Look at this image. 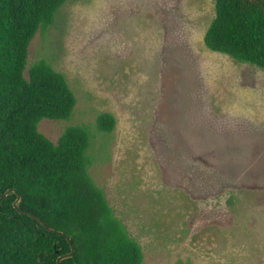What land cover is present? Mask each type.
I'll use <instances>...</instances> for the list:
<instances>
[{
	"label": "rangeland",
	"instance_id": "1",
	"mask_svg": "<svg viewBox=\"0 0 264 264\" xmlns=\"http://www.w3.org/2000/svg\"><path fill=\"white\" fill-rule=\"evenodd\" d=\"M214 0H69L31 41L76 97L116 120L89 170L143 264H264V71L205 47Z\"/></svg>",
	"mask_w": 264,
	"mask_h": 264
},
{
	"label": "trees",
	"instance_id": "2",
	"mask_svg": "<svg viewBox=\"0 0 264 264\" xmlns=\"http://www.w3.org/2000/svg\"><path fill=\"white\" fill-rule=\"evenodd\" d=\"M69 0H0V264H143L140 245L114 216L89 174L98 135L109 138L115 118L65 129L56 143L38 130L44 119L68 121L76 97L45 60L28 66L31 41L55 22ZM205 47L264 71V0H214ZM58 251V254L56 253Z\"/></svg>",
	"mask_w": 264,
	"mask_h": 264
},
{
	"label": "water",
	"instance_id": "3",
	"mask_svg": "<svg viewBox=\"0 0 264 264\" xmlns=\"http://www.w3.org/2000/svg\"><path fill=\"white\" fill-rule=\"evenodd\" d=\"M11 194L16 195V200H15L14 203H13V207H14L19 213L24 214V215H27V216H29L30 218L36 220L41 226H43V227L46 229V231L51 232V233H57V234H59V235H61V236H64V234H63L62 232H57V231L53 230L52 228H50L49 226H47L45 223H43L39 218H37V217H35V216L31 215V214H28V213L22 212V211L19 209V207H18V206H19V203L21 202V196L17 193L16 190H14V189H9L8 191H6V192L3 193V194L0 193V197H1V198H7V197H8L9 195H11ZM64 237H65V236H64ZM67 240H68V242H69V244H70V252L67 253V254H64V255H60V256L58 257V259H57V264H61V262H62L63 260L68 259V258H71V257H73V255H74V246L72 245V243L70 242V240H69L68 238H67ZM56 253L58 254V251H56Z\"/></svg>",
	"mask_w": 264,
	"mask_h": 264
}]
</instances>
